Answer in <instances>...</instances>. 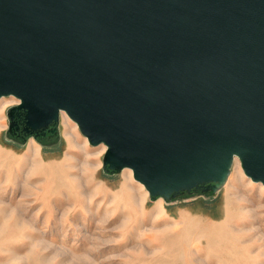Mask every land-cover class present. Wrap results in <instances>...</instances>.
Here are the masks:
<instances>
[{
	"label": "water",
	"instance_id": "95a60500",
	"mask_svg": "<svg viewBox=\"0 0 264 264\" xmlns=\"http://www.w3.org/2000/svg\"><path fill=\"white\" fill-rule=\"evenodd\" d=\"M11 95L10 128L65 112L152 198L214 193L236 159L264 184V0H0Z\"/></svg>",
	"mask_w": 264,
	"mask_h": 264
},
{
	"label": "rangeland",
	"instance_id": "374dc122",
	"mask_svg": "<svg viewBox=\"0 0 264 264\" xmlns=\"http://www.w3.org/2000/svg\"><path fill=\"white\" fill-rule=\"evenodd\" d=\"M19 102L0 98V264H264V184L239 159L214 193L152 198L131 169L106 171V146L64 112L49 138H10ZM33 141L37 170L21 164Z\"/></svg>",
	"mask_w": 264,
	"mask_h": 264
},
{
	"label": "flooded vegetation",
	"instance_id": "af4514ba",
	"mask_svg": "<svg viewBox=\"0 0 264 264\" xmlns=\"http://www.w3.org/2000/svg\"><path fill=\"white\" fill-rule=\"evenodd\" d=\"M13 122L14 125L12 128H10V119H9V125H8V136L12 139L16 140H25L26 135L24 131V123H23V110H15L13 113ZM57 133H51L50 131H41L38 134L39 138H49Z\"/></svg>",
	"mask_w": 264,
	"mask_h": 264
},
{
	"label": "bare ground",
	"instance_id": "6f19581e",
	"mask_svg": "<svg viewBox=\"0 0 264 264\" xmlns=\"http://www.w3.org/2000/svg\"><path fill=\"white\" fill-rule=\"evenodd\" d=\"M65 113V112H64ZM67 133H69V132H67ZM33 143H34V141L32 142V143H30L29 144V148H28V152L26 153V155L25 156H23L22 157V163L21 164H25V163H28L29 164V162H30V160H33L34 162H35V164H34V166H32V169L34 170H37L38 168H42L43 167V164H41V162L39 161V159H38V148H37V146H35V145H33ZM6 159H8V158H6ZM6 159H4V160H6ZM3 160V161H4ZM236 162H238L239 164H240V162L237 160ZM127 188H129L128 186H126V189ZM125 191V190H124ZM125 195H127L126 193H125ZM140 197V196H139ZM135 197H134V195H132L131 196V200L133 201V200H135L134 199ZM130 199V198H129ZM139 199V198H138ZM232 201H234V199H231V198H228V202H229V204H228V206H231L232 205ZM133 202H135V201H133ZM136 209V208H135ZM155 211H157V212H159V213H161V210H156V209H154L153 211H152V214L155 212ZM185 216V218L187 219V216L186 215H184ZM177 222V221H176ZM183 222H184V220H183ZM179 224H180V222H178V224H176V229L177 228H179ZM187 228H186V230H190V228H191V226H192V222H191V220H188L187 221Z\"/></svg>",
	"mask_w": 264,
	"mask_h": 264
}]
</instances>
